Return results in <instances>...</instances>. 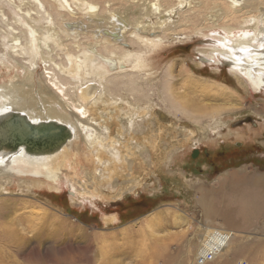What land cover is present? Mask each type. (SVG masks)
I'll return each mask as SVG.
<instances>
[{"label":"rangeland","instance_id":"1","mask_svg":"<svg viewBox=\"0 0 264 264\" xmlns=\"http://www.w3.org/2000/svg\"><path fill=\"white\" fill-rule=\"evenodd\" d=\"M89 1L104 8L98 0ZM21 2L24 11L16 15L7 1L0 0V9L9 25L0 21V96L18 102L15 95H21L14 89L22 85L27 90L33 88L40 104V86L54 91L49 71L56 67L59 80L65 84L67 80L72 82L71 77L64 78L59 67L68 66L67 52L81 56V50H89L94 39L92 32L83 30L75 42L65 34L62 19L54 12L53 22L38 21L36 4L31 0H15L17 5ZM42 2L52 11L49 4L52 0ZM191 5L186 9L193 15L212 11L215 4ZM113 8L100 13L104 17L116 11L123 13ZM75 12L78 18L81 13ZM20 17L36 25L43 37L56 33L59 46L49 41L40 50H30ZM204 17L195 19L190 27L167 33L166 42L153 60L152 79L142 81L143 92L151 98L137 107L144 108V113L139 114V119L137 114L119 117L118 128L109 123L108 129H104V123L93 122L91 126L100 138L98 146L94 148L93 144L91 148L82 139L76 141L75 152L81 164L68 160L69 168L61 171L63 176L58 183L66 180L58 188L48 185L42 177L0 181V254L5 258L4 264H197L203 235L211 239L209 249L215 243L221 246L217 260L210 264H264V194L257 203L262 212L250 222L240 220L238 226L227 225L222 217L208 218L204 204L200 203L203 194L199 189L214 187V193L206 194L208 202L217 213L231 208L239 220L236 213L242 211L241 200L246 196L251 199L256 191L264 193V185L252 183L253 178L260 184L263 183L259 178L264 180V89L261 94L251 93L230 74L229 65L216 66L200 57L199 51L211 43L204 34L222 33L219 29L212 31L213 25L205 22ZM155 20L148 17L151 23ZM240 22L238 16L222 25L237 27ZM12 26L14 35L29 49L22 58L12 54V41L8 38ZM96 80L66 87L73 88L70 90L73 98L75 91L86 83L97 86ZM4 98L0 100L3 105L7 101ZM129 100L131 105L136 104L132 98ZM54 108L65 111L62 106ZM104 120L108 122V117L100 116L99 122ZM131 121L137 123L134 132L130 131ZM115 142H120L124 155L133 152V156L129 155L122 171L112 175L111 144ZM95 149L100 150L101 162L96 159ZM234 173L247 176L246 183L239 185L234 194L226 185L216 189L217 184ZM70 181L86 184V190L95 195L72 199ZM217 228L221 240L212 238L209 232Z\"/></svg>","mask_w":264,"mask_h":264},{"label":"bare ground","instance_id":"2","mask_svg":"<svg viewBox=\"0 0 264 264\" xmlns=\"http://www.w3.org/2000/svg\"><path fill=\"white\" fill-rule=\"evenodd\" d=\"M5 1L10 5V8H14L12 9L14 14L17 15L24 11L22 2L17 5L15 0ZM31 1L36 4L37 8L35 9L40 15L38 21L44 20L47 22L48 20L50 23L53 22L54 14L52 12H54L55 15L60 17L59 19H62L65 34L73 37L75 42L78 41L83 30H87L86 33L92 32L94 40L90 44L91 48L81 50V56L67 52L68 66H60L59 72L63 74L64 78H72V82L67 80V85L75 83L73 85L78 86L79 83L88 80L92 83L97 79V86L86 83L85 86L78 88L73 98H71L70 90L73 88L68 90L66 84L59 80L55 67L49 71L54 91L43 85L40 86L38 83L40 86L38 92L42 104H39V101L35 99L32 93L33 88L27 90L22 85L18 90L14 89L16 92L19 91L21 96H15L16 98L19 97L20 101L16 102L10 98L5 99L4 95L0 96V100L1 98L7 100L4 105L0 102V181H13L15 177H42L48 185L51 184L54 188H58L66 180L65 178V180L58 183L63 176L61 171L64 168H69L68 160L71 158L74 162L78 161L81 164L79 155L75 152L77 148H75L76 141L82 139L91 148L93 144L94 148L96 145L98 146L100 138L96 137L98 133L94 129L95 127L92 128L91 126L94 125L93 122H96L97 125L104 123V129H108L107 124L109 123L118 128L120 125L118 118L121 116L129 117L137 114L136 119L140 118L139 114L144 113L145 109L139 110L137 107L143 105L141 103L144 101L148 103L151 99L147 92H143L145 90L142 81L150 82L152 79L150 77L152 76L151 71L155 66L153 60L156 58V54L159 53L158 50L166 42L165 36L167 33H175L179 29L190 27V24L200 16H205V22H210L213 25L212 31L218 29L222 31V33H212L210 36L204 34L203 37L212 44L206 45V48L199 51L200 57L216 66L224 63L229 65L230 74L246 89H250L251 93L261 94L264 89V0H98L104 8H100L99 4L89 0H52L53 3H49L52 9L50 12L42 0ZM192 2L200 5L210 2L215 5H213L212 11L210 10L205 14L199 11L194 12L193 16L186 9L187 6H192ZM111 6L114 7L113 9L122 10L123 13L116 11V13H109L110 17H104L100 10L104 11L107 8L111 10ZM217 6L219 8H216ZM75 10L81 13L79 16L82 17L81 20L75 21L79 18L76 17ZM66 14H68V19H65ZM238 16L241 18V22L237 27L222 25L230 20L237 19ZM148 17L156 20L151 23V21H148ZM20 18V23L27 30V42L30 50L35 49L36 51L42 45L46 46L49 41H54L59 46V39L55 38L56 33L43 37L39 34L36 25H33L30 20H26L24 17ZM0 21L4 24L8 22V18L1 9ZM10 32L8 38H11L12 41V54L21 58L24 57L29 50L27 44L23 45L20 37L14 35L16 32L13 26L10 28ZM148 33L149 35H146ZM151 35L154 36L150 37ZM29 74L30 77L33 76V73L30 72ZM124 80H127V82ZM135 87L138 89L136 90ZM8 89L6 88V90ZM120 92H125V96L120 95ZM129 98H132L136 104L131 105L130 100L127 101ZM53 102H55V105ZM56 105L65 107V111L64 109H61V112L57 111L58 108H54ZM101 106L104 107L101 108ZM106 108L109 109L104 111ZM98 111H101V113L99 114ZM100 116L102 119L103 116L108 117V122L106 120L99 122ZM187 117L189 116L187 115ZM136 125V122L131 121L130 131L134 132ZM47 127L63 128L67 134L62 132L63 137L60 136L59 138V135L55 133L50 139L35 141L33 134L42 132ZM100 147H103V145H100ZM111 149L110 164L112 168L110 173L114 175L122 171L126 160H129V155L133 156V152L124 155V148L122 149L120 142L112 143ZM95 150L96 159L101 162L100 150ZM246 178L247 176L243 174H229V177L217 184L216 189H222L226 185L234 194L239 185L246 183ZM16 179L19 180V178ZM259 180L263 184L258 183L253 178V185L260 187L264 185V180L260 178ZM66 182L69 183V181ZM71 184L72 189L70 188L69 193L72 199L76 197L83 199L85 194L95 195L94 192L90 193L86 190V184L81 182H71ZM204 188L199 189L203 194L202 200L199 201L204 204L203 209L208 218L222 217L227 225L238 226L237 222L240 220L250 222L254 216L256 217L262 212V208L260 209L257 203L263 197V192L261 194L255 190L256 192H253L250 196L251 199L246 196L241 200L242 211L236 213L240 216V219L236 220L237 218L234 217L236 215L231 212V208L217 213L206 196V194L211 195L212 192L214 193L215 188H209L208 190ZM157 219L155 218V223L158 224L159 220ZM217 230L220 229H212L209 232H212V238L221 240L222 235L220 236ZM4 236H2V239H5ZM210 240L209 236L203 235L199 247L206 248L207 246L209 248ZM23 241L20 243H24ZM255 256L258 262V255L255 254ZM4 259V256L0 254V264H4Z\"/></svg>","mask_w":264,"mask_h":264},{"label":"built area","instance_id":"3","mask_svg":"<svg viewBox=\"0 0 264 264\" xmlns=\"http://www.w3.org/2000/svg\"><path fill=\"white\" fill-rule=\"evenodd\" d=\"M212 249L199 248L197 253V264H210L217 260L218 255L221 253V246L215 243Z\"/></svg>","mask_w":264,"mask_h":264},{"label":"water","instance_id":"4","mask_svg":"<svg viewBox=\"0 0 264 264\" xmlns=\"http://www.w3.org/2000/svg\"><path fill=\"white\" fill-rule=\"evenodd\" d=\"M246 122H249V121H246ZM55 127H51V128H45V130L43 131L42 130V134L43 135H50V136H53V135H55V133H57V135H59V138H60V136L61 137H63L62 136V132H64L65 134H67L66 133V131H65V129H63V128H57V129H54ZM194 156H196V155H194Z\"/></svg>","mask_w":264,"mask_h":264},{"label":"flooded vegetation","instance_id":"5","mask_svg":"<svg viewBox=\"0 0 264 264\" xmlns=\"http://www.w3.org/2000/svg\"><path fill=\"white\" fill-rule=\"evenodd\" d=\"M33 137H34V140L35 141H42V140H45V139H50L51 138V136H49V135H43L41 132H35L34 134H33Z\"/></svg>","mask_w":264,"mask_h":264}]
</instances>
